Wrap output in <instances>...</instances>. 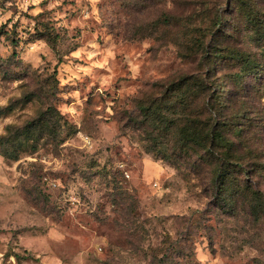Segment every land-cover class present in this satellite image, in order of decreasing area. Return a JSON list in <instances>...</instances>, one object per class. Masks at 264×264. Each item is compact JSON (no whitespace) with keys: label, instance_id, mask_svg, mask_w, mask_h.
Here are the masks:
<instances>
[{"label":"rangeland","instance_id":"obj_1","mask_svg":"<svg viewBox=\"0 0 264 264\" xmlns=\"http://www.w3.org/2000/svg\"><path fill=\"white\" fill-rule=\"evenodd\" d=\"M180 81L231 122L226 190ZM0 264H264V0H0Z\"/></svg>","mask_w":264,"mask_h":264},{"label":"trees","instance_id":"obj_2","mask_svg":"<svg viewBox=\"0 0 264 264\" xmlns=\"http://www.w3.org/2000/svg\"><path fill=\"white\" fill-rule=\"evenodd\" d=\"M56 38L50 40V45L55 51ZM55 55L58 57V62L61 61L59 53L55 51ZM244 68L250 69L253 68V62L249 59L243 58ZM249 72L254 71V69L248 70ZM243 82V80H241ZM46 91L51 94L56 90V69L53 67L52 73L44 80ZM184 85L182 82H176L173 84V87L170 89L172 92L177 95L174 96L173 102H179V106H182L184 111L180 113L183 118L176 119L173 128V136L177 139V148L183 152L192 150L194 155L200 159H212L215 158L219 163L215 167V173L222 176L221 190H226L228 182V172L229 169L227 166H224L220 159H228L229 155L233 152V142H231L223 130H225L228 125L231 123L229 120L222 116L218 108L208 107L207 111L202 113L187 111L185 108L189 106V97L186 93V90L182 88ZM188 91V90H187ZM189 93V91H188ZM215 99L218 101V106L220 107L221 103L219 101V96L216 92ZM208 105L207 102L204 103ZM168 105L166 107L165 102H156L154 100L147 103H140L139 109L141 110L144 118L148 124H151L154 127L170 129L171 119L163 113V109H175L174 106ZM11 105L6 106L5 108H10ZM47 111L51 110V107L48 106ZM205 114V117L201 115ZM53 114L51 113L49 117L52 118ZM47 119V120H48ZM47 120L43 122H47ZM227 124V125H226ZM29 128H26L28 131ZM3 156L5 154L2 153ZM217 178V176H216Z\"/></svg>","mask_w":264,"mask_h":264}]
</instances>
